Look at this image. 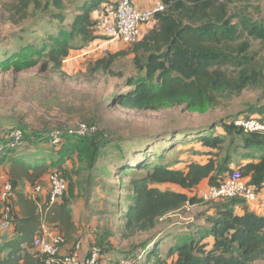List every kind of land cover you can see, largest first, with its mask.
Returning a JSON list of instances; mask_svg holds the SVG:
<instances>
[{"label":"trees","instance_id":"16d2710c","mask_svg":"<svg viewBox=\"0 0 264 264\" xmlns=\"http://www.w3.org/2000/svg\"><path fill=\"white\" fill-rule=\"evenodd\" d=\"M159 1L165 11L155 17L154 28L139 41L128 45L127 50L111 54L108 61L99 60L95 66L97 71L108 70L118 58L133 57L138 75L127 80L130 89L117 97L116 102L120 107L133 111H159L186 106L191 110L203 111L217 105L225 95L231 98L241 95L248 88L264 87V65L252 50L254 42L264 44V18H261L259 9L254 12H249L248 7L232 10L239 0ZM104 3L111 2H4L3 11L11 14L7 19L10 23L19 25L32 19L36 27L49 19L58 22V31L56 34L49 33L41 47L26 44L18 52L10 53L8 59L0 63V74L11 71L21 73L40 65L57 74H64V63L71 53L99 38L100 23L94 20L93 14L101 11ZM50 9L54 11L49 14ZM252 110L253 114L264 115V107ZM236 119L230 123L222 122L225 135L217 134L214 126L205 134L198 133L194 137V142L202 147L199 151H193L192 155L208 156L204 164L191 160L185 163L184 168H175L178 162L164 163L167 149H163L156 155L148 156L146 163L132 167L146 170V174L131 182L133 203L123 215L129 236L155 229L160 218L187 205L195 206L202 202L198 195L190 197L187 192L195 191L205 182L209 188L219 187L229 176L237 174L249 179L257 193L264 188V135L244 132L236 126ZM14 121L19 127H0V168L9 164L7 177L15 193L22 183L28 182L36 187L41 178L55 171L69 182L64 163L75 154L76 147L72 145L75 139L80 140L83 146L81 152H86L91 169L101 150L108 146L106 139L97 138L99 131L95 124H87L96 126L94 135L76 137L63 134L60 143L54 145L52 133L67 128L39 132L24 127L18 119ZM13 132L22 134L20 147L12 146ZM185 134L181 132L178 135ZM178 135L169 136L177 138ZM237 140L243 142L242 151L236 149L232 153L230 148L225 149L227 142L231 147ZM44 142L56 152L50 164L45 162L43 154L37 155ZM175 144L173 142L174 147ZM30 150H36L32 156L35 159L33 162L28 161L27 153L32 152ZM152 158L158 163H151ZM248 160L252 161L243 163ZM162 185H172L180 190L158 188ZM67 195L59 204H46L38 212L36 200L18 194L17 205L23 207L24 211L22 216L19 215L14 204L10 221L15 236L5 239L0 245V264H44L45 257L33 246L43 224L55 226L65 240L75 238L77 227L71 208L75 186L72 182ZM219 202L222 203L215 207V217L205 228L194 237H182L164 254L160 246L154 244L150 248L144 246L136 257H122L117 261L112 259L115 253L107 257L101 251L102 262L117 264L126 259L132 264H139L140 254L145 256L148 264H169V260L173 264H255L264 260V217L246 208L243 214H237L235 207L244 205L243 200Z\"/></svg>","mask_w":264,"mask_h":264},{"label":"rangeland","instance_id":"374dc122","mask_svg":"<svg viewBox=\"0 0 264 264\" xmlns=\"http://www.w3.org/2000/svg\"><path fill=\"white\" fill-rule=\"evenodd\" d=\"M11 1L0 0V63L26 44L41 47L49 33L56 34L58 31V22L49 19L36 27L32 19L19 25L10 23L7 19L11 14L3 11V4ZM246 7L249 12L259 9L261 18H264V0H239L232 10ZM116 8V4L110 3L104 11H99L103 14V20L98 25L99 38L72 52L64 63V74L47 70L43 65L21 73L11 71L0 74V127H19L15 119L20 120L24 127L39 132L64 129L78 123L95 124L99 131L97 138L107 140L108 146L101 150L91 169L86 152H81L83 146L80 140L75 139L72 143L76 147L75 154L64 163V168L69 173V185L72 182L75 186L71 206L75 208L74 217L78 224L76 240L88 242V249L99 247L104 255L115 253L112 257L115 261L122 257H136L144 246L150 248L154 244L160 246L164 254L182 237L196 236L215 217V207L222 203L202 201L195 206L187 205L160 218L155 229L129 236L123 215L133 203L131 182L146 174V170L132 167L146 163L148 156L167 149L164 163L178 162L174 167L184 168V163L191 160L192 152L202 147L194 142L198 133L205 134L209 128L216 126V133L225 135L222 122L230 123L246 114L256 115L252 109L264 107V87L248 88L241 95L231 98L225 95L217 105L203 111L186 106L159 111H133L120 107L117 97L130 89L127 80L138 75L133 57L118 58L108 70H95L99 60L108 61L114 54L105 42L110 40L106 29L116 15ZM53 11L50 9L49 14ZM77 45L80 44L77 42ZM252 50L264 65V44L254 42ZM181 132L186 134L178 135ZM170 134L178 136L173 138ZM242 145L240 140L231 147L227 142L225 149L230 148L232 153L236 149L240 152ZM29 153L27 156L33 162L31 157L35 153ZM39 154L44 155L45 161H54L52 158L56 152L44 142L38 149ZM151 163L158 162L152 158ZM8 165L6 163L4 168ZM158 188L179 190L172 185ZM206 189L203 183L200 189L187 193L193 197ZM88 252L80 257H86ZM68 253L66 250L62 255L72 254ZM139 257V264H148L145 256L140 254ZM169 264L173 261L169 260ZM255 264H264V260Z\"/></svg>","mask_w":264,"mask_h":264},{"label":"built area","instance_id":"2783aa9c","mask_svg":"<svg viewBox=\"0 0 264 264\" xmlns=\"http://www.w3.org/2000/svg\"><path fill=\"white\" fill-rule=\"evenodd\" d=\"M225 1V0H221ZM116 17L106 29L107 36L112 41L122 42L125 45L134 44L142 37L143 25L155 21L158 13L164 12V5L159 2L150 9H138L132 0H115ZM237 127L246 133H257L264 135V115H252L250 117H239L235 120ZM97 132L96 126L78 123L65 131L56 130L51 135L54 145L60 143L63 134L66 136L87 137ZM13 147L22 144L21 132H13ZM45 187L37 185L34 188V199L39 200L44 193ZM69 190V184L60 173L48 174L47 201L49 206L57 205L63 201ZM198 196L206 202H219L230 199H240L246 203L254 204L258 200L255 186L251 185L249 179L241 178L237 174L229 176L219 187L207 188L199 191ZM16 201V193L10 181H5L0 190V231L11 228V211ZM66 240L55 226L43 224L39 235L33 242L34 249L45 257L44 264H104L99 247H92L86 257H80L78 252L63 256L62 248ZM117 264H132L129 260H120Z\"/></svg>","mask_w":264,"mask_h":264},{"label":"crops","instance_id":"0c3cea01","mask_svg":"<svg viewBox=\"0 0 264 264\" xmlns=\"http://www.w3.org/2000/svg\"><path fill=\"white\" fill-rule=\"evenodd\" d=\"M132 1H133L134 5L138 9H141V10L153 8L154 6H156L160 2L159 0H132ZM110 2L115 4V0H110ZM107 5H109V4L108 3H104L103 6H102L101 11H104V8ZM115 17H116V15L114 16L113 21H114ZM93 18H94V20H96V21H98L100 23L101 20H103V14L101 12H95L93 14ZM113 21H111L110 23H112ZM155 24H156V22L153 21V22H150L148 24L143 25L142 28H141L142 37H144L146 34H148L154 28ZM105 43L108 44L109 49H110V51L112 53H117V52H120V51H124V50H127L129 48L124 43L118 42V41L108 40ZM71 56H72V53H71ZM30 151H32V150H30ZM34 152H36V150L32 151L30 153H34ZM208 158L209 157L204 155V154H202L201 156H199V155H192L191 156V160L192 161L199 162L201 164L206 163ZM31 159H33V157H31ZM33 160L35 161V159H33ZM191 160H189V161H191ZM28 161L31 162L30 160H28ZM250 161H252V160L244 161L243 163H247V162H250ZM256 161H258V159ZM45 162L50 164V161H45ZM175 168H178V167L175 166ZM231 168L234 169L235 166L232 165ZM1 169L2 170L0 171V187L2 186V184L5 181L8 180V177H7L8 167H6V168L1 167ZM38 185H43L45 187L44 193L42 195H40L38 201L37 200L35 201L37 203V210H38V212H40L43 209L44 205H46V204L49 205V203L47 201V196H48L47 195L48 174L45 175L43 178H41V180L38 182ZM204 185H206V188H209L207 186V183H204ZM201 186H202V184L199 186V189H200ZM33 190H34V186H32L28 182H24V183L21 184L19 189L16 191V201H15L14 204H15V208H16L17 212L19 213V215L22 216V214H23L22 211H24V208L23 207H19L17 205V203H18V194L25 195L28 199H32L33 200L34 199V191ZM244 203H245L244 205H237L235 207V211H236L237 214H243L244 211H245V208H246L247 210H249L251 212H254L256 215L264 217V188L260 192H258V200H257L256 203H254V204H249V203H246V202H244ZM71 208H72V210L74 212L75 208L73 206H71ZM74 216H75V214H74ZM74 219H75V217H74ZM75 223H76V227H77V234L75 235V238L73 240H71V241L70 240H66V243H65V245L62 248V253L64 254L65 251L68 250V252H69L68 254L74 253V252H78L79 256H83V254L86 251H88V250L90 251L91 248L88 249V246H89L88 242H86V241L84 242L82 240H79V241L76 240L78 238L79 231H78V224H77L76 220H75ZM50 226H52V225H50ZM14 236L15 235L13 234V231H12L11 228L7 229V230L0 231V245L4 242L5 239H11ZM75 242H76V245H75ZM88 254H89V252H88ZM107 257H110V256L107 255Z\"/></svg>","mask_w":264,"mask_h":264},{"label":"clouds","instance_id":"9594fccd","mask_svg":"<svg viewBox=\"0 0 264 264\" xmlns=\"http://www.w3.org/2000/svg\"><path fill=\"white\" fill-rule=\"evenodd\" d=\"M35 188V187H34Z\"/></svg>","mask_w":264,"mask_h":264}]
</instances>
